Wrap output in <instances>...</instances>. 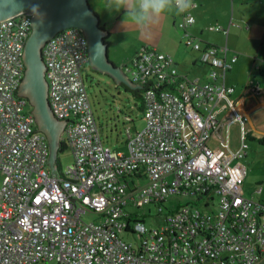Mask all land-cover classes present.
<instances>
[{
  "label": "built area",
  "instance_id": "built-area-1",
  "mask_svg": "<svg viewBox=\"0 0 264 264\" xmlns=\"http://www.w3.org/2000/svg\"><path fill=\"white\" fill-rule=\"evenodd\" d=\"M195 23L185 15L181 28ZM32 24L27 13L0 23V264H257L264 256V203L244 194L251 132L226 84L237 57L221 56L217 46L201 52L211 71L200 83L180 75L169 56L153 50L136 56L134 84L155 88L144 94L146 126L135 135L127 129L124 153L105 144L92 109L82 74L86 37L78 28L57 33L42 50L45 76L53 115L74 121L62 140L74 164L62 171L56 163L55 177L47 139L19 96ZM186 44L200 49L189 35ZM233 125L240 126L238 151L231 148ZM140 168L147 182L135 185ZM178 194L217 208L209 214L179 208L160 228L136 224V243L126 241L131 206L156 204L163 212ZM89 213L100 221H86Z\"/></svg>",
  "mask_w": 264,
  "mask_h": 264
},
{
  "label": "crops",
  "instance_id": "crops-1",
  "mask_svg": "<svg viewBox=\"0 0 264 264\" xmlns=\"http://www.w3.org/2000/svg\"><path fill=\"white\" fill-rule=\"evenodd\" d=\"M89 3L101 19V28L106 31L107 35L103 40L108 48L111 65L115 70L121 68V73L131 82V65L136 56L145 50L171 57L180 75L200 83L207 82L208 76L191 79L190 75H195L196 71L193 69L199 64L204 65L201 62V52L217 46L221 56L228 59L237 57L227 74L226 84L235 89L233 97L237 103V111L246 119L251 137L257 141L264 138V94H254L259 88L257 86L264 82L260 73L264 67V0H193L195 6L190 11L179 15L169 13L146 28L133 24L125 26V10H107V0H89ZM185 15L194 17L196 23L183 30L181 24ZM211 28H221L222 31ZM187 35L199 44V50L187 46ZM86 64L94 75L106 77L117 88L126 91V87L119 85L114 77L93 69L89 49L84 67ZM126 121L134 122L128 116ZM238 127L240 129L239 125ZM138 131L140 130L131 134L135 135ZM249 150H252L251 147ZM250 151L244 159L248 167L244 183H251L256 188L248 198L264 203V160L256 157L258 151H254L255 156L251 157ZM257 264H264V256Z\"/></svg>",
  "mask_w": 264,
  "mask_h": 264
},
{
  "label": "water",
  "instance_id": "water-1",
  "mask_svg": "<svg viewBox=\"0 0 264 264\" xmlns=\"http://www.w3.org/2000/svg\"><path fill=\"white\" fill-rule=\"evenodd\" d=\"M21 13L33 15V29L25 46L26 72L19 96L28 98L34 108L32 113L39 130L37 132H42L47 138L50 150L49 165L52 176L56 177L55 164L58 162L61 135L64 128L74 121L63 123L51 111L42 52L48 40L61 31L78 28L87 39L94 70L111 75L119 85H124L135 96L136 90L153 84L140 87L129 81L121 73V68L114 69L103 40L107 35L106 31L101 28V19L91 8L89 0H0V23Z\"/></svg>",
  "mask_w": 264,
  "mask_h": 264
},
{
  "label": "rangeland",
  "instance_id": "rangeland-1",
  "mask_svg": "<svg viewBox=\"0 0 264 264\" xmlns=\"http://www.w3.org/2000/svg\"><path fill=\"white\" fill-rule=\"evenodd\" d=\"M193 70H195L196 73L195 75H190L191 79L202 78V76L206 75L209 77V67L206 65L199 64V66ZM82 74L85 79L92 109L97 119L98 125L101 128L102 137L105 143L107 146L115 150L128 153V148L126 146L127 129L130 127L132 129L131 132L134 133L136 130L142 131L146 126L144 114L138 110L136 106V103L138 102L137 99H135L130 91H125L123 88H117L108 78L94 75L90 71L88 64H86L82 69ZM258 79H260V77ZM257 87L263 90L264 82ZM33 109V106L28 102L27 110L33 111ZM127 116L131 117L134 122L128 123L126 121ZM61 139H65L64 133H62ZM230 142L233 151H238L240 149L241 143L238 125H233L230 129ZM248 143L249 147L252 149L251 151L249 150L251 157L255 156L254 151H258L259 153L256 154V157L263 161L264 146H262L257 140L249 141ZM255 145L257 148H253ZM57 161L59 169L66 171L68 167L74 164L72 150L67 148L65 152L59 153ZM246 168L248 167L246 166ZM2 180L3 177L1 175L0 186L2 185ZM140 183L144 184L145 182L140 181ZM255 188V185L252 186L251 183L245 182L243 184L245 197L248 198L251 196V192L254 191ZM205 202V200L199 201L196 196L189 194H178L170 197L165 203H163L161 206L163 212H160L159 206L156 204H148L141 208L131 206L130 209L133 214L136 213L140 219H142V221L144 220L143 224H145L147 228L155 229L165 225L168 215L185 206H193L195 209L207 214L215 212L217 208L216 204L213 206L211 203L210 207H206ZM84 219L89 222L100 221V217L97 214L91 213L84 216ZM124 238L126 241L135 244L138 237L136 234L126 233L124 234ZM39 264H56V262L53 261Z\"/></svg>",
  "mask_w": 264,
  "mask_h": 264
},
{
  "label": "clouds",
  "instance_id": "clouds-1",
  "mask_svg": "<svg viewBox=\"0 0 264 264\" xmlns=\"http://www.w3.org/2000/svg\"><path fill=\"white\" fill-rule=\"evenodd\" d=\"M193 0H107V10H125L123 23L146 28L169 13L183 14L193 8Z\"/></svg>",
  "mask_w": 264,
  "mask_h": 264
},
{
  "label": "trees",
  "instance_id": "trees-1",
  "mask_svg": "<svg viewBox=\"0 0 264 264\" xmlns=\"http://www.w3.org/2000/svg\"><path fill=\"white\" fill-rule=\"evenodd\" d=\"M260 73L264 77V67L260 70ZM133 84H134V82H133ZM147 85L148 84H146L144 86H141V87H146ZM150 87H151V85H149L145 89L136 90L135 91L136 96L128 88H126V91H130L133 94V96L135 97V99H137L138 102L136 103V106H137L138 110H140L143 114L145 113V110H146V100H145L144 94H145L146 90L149 89ZM100 133L102 135L101 128H100ZM248 140L251 141V140H256V139L252 138L251 134H250L249 137H248ZM258 142L262 146H264V138L259 139ZM66 149H67V145L64 142H61L60 143L59 153L65 152ZM144 173H145L144 169L140 168L139 171L137 173H135L136 175L132 176L133 184H135V185H144V184H146L147 177H146V175H144ZM140 181H144L145 183L142 184V183H140ZM124 220L127 222L128 226H127L126 230L123 233V237H124V234H126V233L134 234V226L136 224H138V223H143L144 222V220L142 221V219H140V217L136 213L131 214V216L129 218L125 217Z\"/></svg>",
  "mask_w": 264,
  "mask_h": 264
},
{
  "label": "flooded vegetation",
  "instance_id": "flooded-vegetation-1",
  "mask_svg": "<svg viewBox=\"0 0 264 264\" xmlns=\"http://www.w3.org/2000/svg\"><path fill=\"white\" fill-rule=\"evenodd\" d=\"M43 50V49H42ZM28 99V98H27ZM28 101H29V99H28Z\"/></svg>",
  "mask_w": 264,
  "mask_h": 264
}]
</instances>
